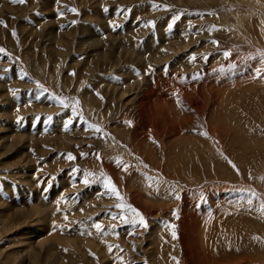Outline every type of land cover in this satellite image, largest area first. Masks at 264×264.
Instances as JSON below:
<instances>
[{"label":"rangeland","instance_id":"obj_1","mask_svg":"<svg viewBox=\"0 0 264 264\" xmlns=\"http://www.w3.org/2000/svg\"><path fill=\"white\" fill-rule=\"evenodd\" d=\"M0 21V264H264V0H0Z\"/></svg>","mask_w":264,"mask_h":264},{"label":"snow or ice","instance_id":"obj_2","mask_svg":"<svg viewBox=\"0 0 264 264\" xmlns=\"http://www.w3.org/2000/svg\"><path fill=\"white\" fill-rule=\"evenodd\" d=\"M10 2H11V3H14V4H24V3L27 2V0H10ZM153 7H159V5H155V4H154ZM164 7H165V8H168L169 6L165 5ZM120 10H121V11H124L125 9L121 8ZM68 11H71V12H73V13H76V12H77V9H75V8H70V9H68ZM104 11H108V9L105 8ZM59 14H60V15H63L62 12L59 13ZM178 18H179V17H175V16L172 18V20H173V24L175 23V21H176ZM0 23H5V22H4V21H0ZM73 23H75V21H73ZM148 23L152 24L153 26L155 25V21H149ZM173 24H169V26H168L169 29H171V28L173 27ZM5 26H6V24H5ZM212 27H213L214 29H216V30H220V26H215V25H214V26H212ZM13 35H15V32H14V31H13ZM213 42L216 43L217 45L219 44V41H213ZM0 53H5V54H6V50L3 49V48H0ZM224 55H225V56H230V52H227V51H226V52L224 53ZM192 59L194 60V59H195V56H193ZM205 59H207V58H205ZM261 60H262V62H264V54L261 55ZM259 72H260V69H257V73H259ZM72 74L74 75V73H72ZM21 78H23V77H21ZM36 99H40V95H37V96H36ZM67 99H68V98H57L58 102L61 103L64 107H68V106H69V104L66 102ZM76 102L78 103V101H76ZM73 111H75V109H73ZM48 119H49V121H50V120H51V117H49ZM69 123H70V121H69ZM126 123L131 124L130 121H128V122H126ZM66 127H67V124H66ZM90 127L95 128V130H96L97 132H100V131H101V129H100L99 127H97V126L90 125ZM81 155H83V156H87L88 153H81ZM96 155H97V158H99V155H98V154H96ZM68 158H69V159H75V157H73L71 154H68ZM233 167H235V165H233ZM125 170H126V168H125ZM73 171L76 172V171H79V170H78V169H74ZM82 182H83L85 185H88V184L90 183V180H89V178H88V175H85V176H84V179H83ZM104 187H105L106 189H109L110 192H111L112 194H115L116 197H117V199L121 201V203H117V204L115 205V207H116L117 209H129V210L134 214V215H133V218H132L131 220H129V217H127L126 215L120 214V215H119V219H120L122 222H124V223H129V222H131V223H133V224H138L139 226H144V227L147 226V225H146V222H145V220H144L143 215H142L137 209H135L134 207H132V206L129 205V204H125V203H123V197L120 195V193L118 192L116 186L114 185V183H112V181H111L110 178L107 179V180L105 181V183H104ZM241 191H244V190L241 189ZM250 196L254 198V197H255V193H250ZM252 202H253L252 199H249V200H248L249 205H252ZM259 210H260L261 212H264V201L261 202V204H260V209H259ZM174 215H175V212H174ZM113 218L115 219L116 217H113ZM94 227L96 228V230H97L98 232H102V231H103V225L100 224V223L95 224ZM172 227L174 228L175 226L173 225ZM172 236H173L174 239L176 238V232H175V231L172 232ZM108 249H109V251L111 252V251H112V246H111V245H108Z\"/></svg>","mask_w":264,"mask_h":264}]
</instances>
